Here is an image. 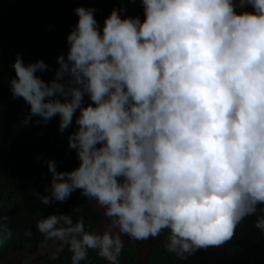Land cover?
Instances as JSON below:
<instances>
[{
  "label": "clouds",
  "instance_id": "obj_1",
  "mask_svg": "<svg viewBox=\"0 0 264 264\" xmlns=\"http://www.w3.org/2000/svg\"><path fill=\"white\" fill-rule=\"evenodd\" d=\"M140 3L143 19L113 7L102 26L93 8L76 6L54 70L20 54L11 63V96L28 106L20 125H74L77 166L46 160L47 194L37 198L63 202L79 190L107 218L100 232L85 231L83 216L36 221L59 241L56 253L67 245L71 264L89 249L119 264L122 235L166 229V249L183 257L228 241L247 216L264 234V0ZM11 234L0 217V245Z\"/></svg>",
  "mask_w": 264,
  "mask_h": 264
},
{
  "label": "trees",
  "instance_id": "obj_2",
  "mask_svg": "<svg viewBox=\"0 0 264 264\" xmlns=\"http://www.w3.org/2000/svg\"><path fill=\"white\" fill-rule=\"evenodd\" d=\"M76 6L93 8L94 18L101 26L113 7H123L122 15L143 19L140 0H0V217H7L12 233L0 245V261L44 242L45 237L35 224L49 214H67L74 221L83 216L85 231L93 230L100 220L93 201H88L79 190L63 202L45 205L37 198V193L47 194L50 173L46 160H54L57 171L77 166L75 151L67 146V135L74 125L63 133L58 130L56 117L46 124L30 121L26 126L20 125L28 106L22 98L13 99L9 88V79L14 76L11 63L16 54L25 63L40 59L53 70L58 67L55 57L66 51V34L77 21L73 12ZM39 75L48 80L53 71ZM85 102L90 103L87 97ZM254 220L255 215L247 216L236 226L233 236L226 241L224 264H264V234L255 228ZM53 255L56 259H52ZM71 256L67 247L49 254L39 264H71ZM177 258L176 253L166 249L164 241L154 245L149 264H176ZM118 262L134 264L135 251L130 243L122 248ZM80 264L108 262L96 250L89 249ZM186 264H206V259L198 252Z\"/></svg>",
  "mask_w": 264,
  "mask_h": 264
},
{
  "label": "water",
  "instance_id": "obj_3",
  "mask_svg": "<svg viewBox=\"0 0 264 264\" xmlns=\"http://www.w3.org/2000/svg\"><path fill=\"white\" fill-rule=\"evenodd\" d=\"M241 9L237 8L236 11L239 12ZM246 11H252L251 6H246L244 8ZM93 208L94 201L92 203ZM100 213V220L97 226L93 229L96 232H100L105 227L107 218L102 215V210L95 209ZM92 231V230H90ZM156 238L149 237L146 240H136L134 238L128 237L126 235L121 236V240L123 243L122 248L130 243L135 251V262L134 264H149V258L151 255V251L153 246L164 240V232ZM59 244V241H56L54 238H48L42 243H39L35 246L28 247L26 250L22 252H17L10 254L6 258L0 261V264H22L23 262H29L32 264H38L44 261L45 257L49 254L55 253V248ZM67 248V245H64V249ZM121 248V250H122ZM121 252V251H120ZM197 252H202L206 259V264H224L226 258V241L218 246H209L205 249H197L191 253H185L183 257H179L176 264H186L188 259L195 256ZM120 255V254H119ZM119 257V256H118Z\"/></svg>",
  "mask_w": 264,
  "mask_h": 264
},
{
  "label": "flooded vegetation",
  "instance_id": "obj_4",
  "mask_svg": "<svg viewBox=\"0 0 264 264\" xmlns=\"http://www.w3.org/2000/svg\"><path fill=\"white\" fill-rule=\"evenodd\" d=\"M166 231H167V230H166ZM166 231H165V232H166ZM163 238H164V237H163ZM176 260H178V258H177ZM176 262H177V261H176ZM23 263H25V262H23ZM28 263H29V262H28ZM186 263H187V262H186ZM30 264H32V263H30ZM38 264H39V263H38Z\"/></svg>",
  "mask_w": 264,
  "mask_h": 264
}]
</instances>
